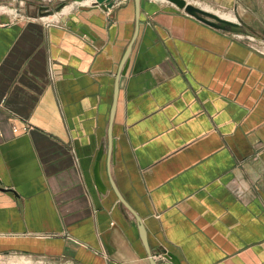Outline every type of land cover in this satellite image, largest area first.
Instances as JSON below:
<instances>
[{
    "label": "crops",
    "instance_id": "crops-1",
    "mask_svg": "<svg viewBox=\"0 0 264 264\" xmlns=\"http://www.w3.org/2000/svg\"><path fill=\"white\" fill-rule=\"evenodd\" d=\"M81 1L0 15V253L264 264V41L165 0L137 18L132 0Z\"/></svg>",
    "mask_w": 264,
    "mask_h": 264
},
{
    "label": "rangeland",
    "instance_id": "rangeland-1",
    "mask_svg": "<svg viewBox=\"0 0 264 264\" xmlns=\"http://www.w3.org/2000/svg\"><path fill=\"white\" fill-rule=\"evenodd\" d=\"M64 2L65 5H71V7L76 6L77 1L80 0H0V15L8 17L9 12L20 13L23 16H35L38 10V6H46L49 10L59 3ZM84 1V0H83ZM81 1L80 3L83 4ZM192 2H197L200 5L208 6L214 10H218L221 13H226L233 15L236 22L239 23L241 31L235 32L236 34L243 35L242 38L247 39L246 36L252 38V40L264 41V0H243V3L248 6V10L244 9L240 5L239 12L231 8H218L212 4L200 3L197 0H190ZM193 4V3H192ZM195 5V4H194ZM199 7V6H198ZM201 8V7H200ZM10 10V11H9ZM65 12V11H64ZM249 40V39H248ZM13 260L17 264H26L29 261L27 259ZM33 264H63V263H48L44 260H34Z\"/></svg>",
    "mask_w": 264,
    "mask_h": 264
},
{
    "label": "water",
    "instance_id": "water-1",
    "mask_svg": "<svg viewBox=\"0 0 264 264\" xmlns=\"http://www.w3.org/2000/svg\"><path fill=\"white\" fill-rule=\"evenodd\" d=\"M133 1V5H134V16L135 18L138 17V12L139 9L142 7V1L143 0H132ZM166 2H169L170 4H172L173 6H175L176 8L182 10L185 14L193 17L194 19L214 28L217 30H222V31H227L230 33H235L238 31H241L240 25L238 22L236 21H230L224 18H221L219 16H217L216 14L203 10L195 5H193L192 3L186 1V0H165ZM65 5V3L59 2L54 8L53 10H49L46 6H38V10L36 12L37 16H46V15H50L52 14V12H56L58 10H60L63 6ZM126 59H127V50L124 53L123 56V60H122V66H121V74L124 71L125 68V64H126ZM101 154V149L99 148L95 154V158H94V162H93V167H92V173H93V179H94V183L95 186L97 187V189L102 187V182L100 180L99 174H98V160ZM116 191V190H115ZM117 194V197L119 198V200L126 206L128 207L127 203ZM141 230V234L143 237V231H142V227H140ZM160 252L162 253L163 257L166 258L167 260H169L170 262H172L173 264H179L178 259L176 258V256L170 252V251H166L165 249H161ZM151 261H153V264H156V262H154L153 259H151Z\"/></svg>",
    "mask_w": 264,
    "mask_h": 264
},
{
    "label": "built area",
    "instance_id": "built-area-1",
    "mask_svg": "<svg viewBox=\"0 0 264 264\" xmlns=\"http://www.w3.org/2000/svg\"><path fill=\"white\" fill-rule=\"evenodd\" d=\"M125 1H127V0H119L118 2H116V4H119V3H123V2H125ZM78 2L79 1H77V4H78ZM76 4V5H77ZM65 6V5H64ZM63 6V7H64ZM62 7V8H63ZM61 8V9H62ZM61 9L60 10H58V11H56V12H52V14H50V15H46V16H37V15H35V16H32V17H37V18H39V19H45L46 17H48V16H56L57 14H61L62 12H61ZM10 11V10H9ZM9 17V18H8ZM8 19H7V21H12V20H16V19H20V18H24V17H30V16H23L22 14H18V13H15L14 11L11 13V12H9V14H8ZM51 19L52 18H50V19H48L47 21L49 22V21H51ZM6 23V22H5ZM236 37H238V38H242L243 37V35H240V34H236V33H233ZM246 38L247 39H249V40H252V38H250V37H248V36H246ZM13 129V131H18V129L17 128H15V127H13L12 128ZM25 129V127H23V129L22 130H24ZM159 254H161L162 255V253L160 252ZM163 256V255H162ZM0 264H17L14 260H13V258H11L10 257V255L9 256H7V255H4V254H1L0 253ZM27 264V263H26Z\"/></svg>",
    "mask_w": 264,
    "mask_h": 264
},
{
    "label": "bare ground",
    "instance_id": "bare-ground-1",
    "mask_svg": "<svg viewBox=\"0 0 264 264\" xmlns=\"http://www.w3.org/2000/svg\"><path fill=\"white\" fill-rule=\"evenodd\" d=\"M186 1H188V2L191 3L190 0H186ZM82 3H83V2H82ZM192 3H193V5L195 4V6H197V7L199 6V8L201 7V9H203V10H206V11L212 12V13L216 14L217 16L221 17V18H224V19H227V20H230V21H236V19H235V17H234L233 15L226 14V13H221V12L218 11V10H214V9L208 7V6L200 5V4L197 3V2H192ZM65 6H66V5H65ZM65 6H64V7H65ZM64 7H63V8H64ZM63 8L61 9V12H62V11L64 12V11L69 10V9H70V6L65 7L64 10H63ZM54 16H55V15H54Z\"/></svg>",
    "mask_w": 264,
    "mask_h": 264
}]
</instances>
